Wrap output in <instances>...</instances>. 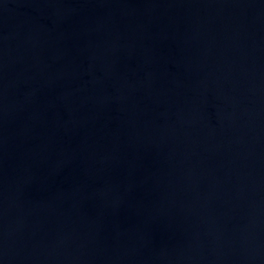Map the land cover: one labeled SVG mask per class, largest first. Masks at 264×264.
I'll return each mask as SVG.
<instances>
[{"label":"water","instance_id":"1","mask_svg":"<svg viewBox=\"0 0 264 264\" xmlns=\"http://www.w3.org/2000/svg\"><path fill=\"white\" fill-rule=\"evenodd\" d=\"M0 264H264V0H0Z\"/></svg>","mask_w":264,"mask_h":264}]
</instances>
